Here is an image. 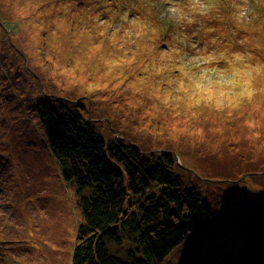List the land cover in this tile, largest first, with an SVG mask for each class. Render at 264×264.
Instances as JSON below:
<instances>
[{
  "label": "rangeland",
  "instance_id": "1",
  "mask_svg": "<svg viewBox=\"0 0 264 264\" xmlns=\"http://www.w3.org/2000/svg\"><path fill=\"white\" fill-rule=\"evenodd\" d=\"M46 97L81 105L110 142L179 156L212 227L163 264H250L264 237V0H0V264H71L82 217L38 117Z\"/></svg>",
  "mask_w": 264,
  "mask_h": 264
},
{
  "label": "trees",
  "instance_id": "2",
  "mask_svg": "<svg viewBox=\"0 0 264 264\" xmlns=\"http://www.w3.org/2000/svg\"><path fill=\"white\" fill-rule=\"evenodd\" d=\"M36 107L61 179L73 186L82 217L71 264H163L190 235L212 227L208 201L197 186L185 187L177 154L153 150L150 155L124 141H108L83 118L81 105L47 98ZM124 234L125 244L133 245L128 237L134 238L133 248L122 245ZM252 244L253 254L244 261L264 264V237Z\"/></svg>",
  "mask_w": 264,
  "mask_h": 264
},
{
  "label": "bare ground",
  "instance_id": "3",
  "mask_svg": "<svg viewBox=\"0 0 264 264\" xmlns=\"http://www.w3.org/2000/svg\"><path fill=\"white\" fill-rule=\"evenodd\" d=\"M201 1H204V0H201ZM211 4H212L211 2L206 3L207 7H209ZM174 12H175L176 14H178L179 16H182V15H183V12L180 11V10H176V11H174ZM103 16H104V15H103ZM163 21H165V19H164ZM163 21H162V22H163ZM164 28H165V31H166L167 28H166V23H165V22H164V26H162L161 28L157 29V31L161 29L160 32H159V33H161V32H163ZM254 31L259 32V29H258V28H253L251 32H254ZM171 36H173V34L171 33L170 30H169L167 33L165 32L164 35H162L163 38H164V37H171ZM70 78H71V77H70ZM225 102H228V100H226Z\"/></svg>",
  "mask_w": 264,
  "mask_h": 264
}]
</instances>
